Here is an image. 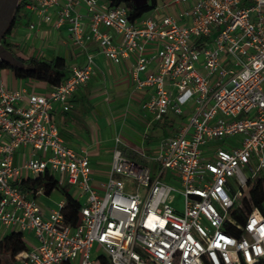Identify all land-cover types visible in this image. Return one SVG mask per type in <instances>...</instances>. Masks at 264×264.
I'll use <instances>...</instances> for the list:
<instances>
[{
  "label": "built area",
  "instance_id": "1",
  "mask_svg": "<svg viewBox=\"0 0 264 264\" xmlns=\"http://www.w3.org/2000/svg\"><path fill=\"white\" fill-rule=\"evenodd\" d=\"M23 1L38 22L66 26L85 63L47 95L0 77V229L30 239L16 264L264 261V195L250 209L244 202L256 182L264 190V0H161L133 21L109 0ZM90 43L113 64L132 60L134 88L151 90L140 109L153 121L169 112L183 118L152 157L124 155L116 136L96 187L90 151L65 144L52 119L95 73ZM44 174L79 202L74 224L63 196L51 209L39 203L42 187H18Z\"/></svg>",
  "mask_w": 264,
  "mask_h": 264
},
{
  "label": "crops",
  "instance_id": "2",
  "mask_svg": "<svg viewBox=\"0 0 264 264\" xmlns=\"http://www.w3.org/2000/svg\"><path fill=\"white\" fill-rule=\"evenodd\" d=\"M52 12L50 10L48 13L52 15ZM32 21H36L37 26L35 30L29 31L28 25ZM38 21L28 14L26 24H18L11 34L10 41L17 56L43 59L62 57L68 72L72 67L84 65L85 52L69 42L66 26L56 30ZM87 50L93 56L95 73L87 84L75 91L70 100L71 108L63 112L57 106L52 119L65 144L90 151L92 183L96 187L108 176L116 136L121 138L120 148L124 155L139 159V154L143 152L152 157L162 140L170 134L165 135L159 130V126L169 127L170 132H173L183 118L178 116L180 122L174 124L170 117L172 113L169 112L162 120L153 121L140 109L151 90L139 91L134 88L129 74L132 60L113 64L99 53L95 43L88 44ZM0 77L9 88H25L44 95L50 90V87L41 82L16 79L10 69L1 70ZM150 129L154 134L149 132Z\"/></svg>",
  "mask_w": 264,
  "mask_h": 264
},
{
  "label": "trees",
  "instance_id": "3",
  "mask_svg": "<svg viewBox=\"0 0 264 264\" xmlns=\"http://www.w3.org/2000/svg\"><path fill=\"white\" fill-rule=\"evenodd\" d=\"M112 5L122 4L128 9L129 20L133 21L140 18L142 15L150 12L158 4L159 0H147L142 4H135L132 0H109ZM24 7V1L20 3L19 9ZM20 13V11H19ZM16 15V20H20V14ZM18 25L15 24L10 34L14 32ZM13 47L12 44H9ZM14 57L21 63L20 67H10L9 65H2L1 69H10L16 79L21 80H34L44 83L48 87H54L59 85L68 75L67 66L62 57H55L52 59L43 58H21L16 55V51L13 52ZM22 190L28 191L30 194H34L40 187L43 189V193L49 196L54 190L58 191L65 200V206L63 208V215L67 222L74 224L77 220L80 204L66 187H58L54 178L49 174L39 176L37 179L27 180L18 185ZM251 203L245 202V208L257 206L260 196L264 195L261 182L258 181L249 190ZM240 216V215H239ZM26 244L23 239V235L19 233L5 234L0 237V264H16L14 256L25 250ZM97 264H110L108 260L101 256L98 259ZM258 264H264V261Z\"/></svg>",
  "mask_w": 264,
  "mask_h": 264
},
{
  "label": "flooded vegetation",
  "instance_id": "4",
  "mask_svg": "<svg viewBox=\"0 0 264 264\" xmlns=\"http://www.w3.org/2000/svg\"><path fill=\"white\" fill-rule=\"evenodd\" d=\"M22 1L23 0H0V67L5 64L9 65V55L14 57V48L9 45L11 44L10 31L13 30L15 24L18 25L20 23L25 13L24 7L19 9ZM18 13L21 16L19 21L15 19ZM1 70L3 69L0 68V71Z\"/></svg>",
  "mask_w": 264,
  "mask_h": 264
},
{
  "label": "rangeland",
  "instance_id": "5",
  "mask_svg": "<svg viewBox=\"0 0 264 264\" xmlns=\"http://www.w3.org/2000/svg\"><path fill=\"white\" fill-rule=\"evenodd\" d=\"M132 1L135 4H142V3H144L147 0H132ZM159 4H160V2H159ZM26 22H27V14L24 13L19 25L20 26H24L26 24ZM25 51H26V47H24V49H23V52H25ZM170 117L173 118L174 124H176L177 122H180V118L178 116H174V115L170 114ZM159 130L161 132H163L165 135H168V133H170L169 136L172 135V133L175 132V130H173V132H170V128L169 127L166 128L165 126L164 127L163 126H159ZM149 132L151 134H154L152 129H150ZM155 134H157V131L155 132ZM141 162H142V164H144L146 166H152V163L149 160H141ZM174 197H175V200H174L173 205L175 207H177L178 209H181V205H182L181 197L178 194H175ZM62 199H63L62 195L58 191L54 190L49 196L41 195L39 197V203H40L41 206H44V207H47V208H51V209H55L57 202H59ZM4 234H5V232L2 229H0V237H2ZM24 240L26 242H30V239L28 238V236L26 234L24 236ZM97 254H98V248L96 246H94V248L91 251L92 259L97 258ZM74 264H78V260L77 259L74 261Z\"/></svg>",
  "mask_w": 264,
  "mask_h": 264
},
{
  "label": "water",
  "instance_id": "6",
  "mask_svg": "<svg viewBox=\"0 0 264 264\" xmlns=\"http://www.w3.org/2000/svg\"><path fill=\"white\" fill-rule=\"evenodd\" d=\"M9 56H10V63H9L10 67H20L21 66V63L16 58H14L12 55H9Z\"/></svg>",
  "mask_w": 264,
  "mask_h": 264
}]
</instances>
